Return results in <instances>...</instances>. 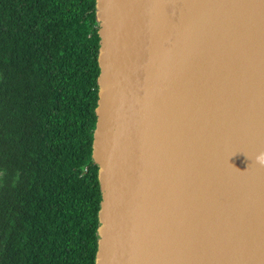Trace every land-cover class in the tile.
<instances>
[{
	"label": "water",
	"instance_id": "water-1",
	"mask_svg": "<svg viewBox=\"0 0 264 264\" xmlns=\"http://www.w3.org/2000/svg\"><path fill=\"white\" fill-rule=\"evenodd\" d=\"M93 14V264H264V0Z\"/></svg>",
	"mask_w": 264,
	"mask_h": 264
},
{
	"label": "trees",
	"instance_id": "trees-1",
	"mask_svg": "<svg viewBox=\"0 0 264 264\" xmlns=\"http://www.w3.org/2000/svg\"><path fill=\"white\" fill-rule=\"evenodd\" d=\"M93 0H0V264H93Z\"/></svg>",
	"mask_w": 264,
	"mask_h": 264
},
{
	"label": "clouds",
	"instance_id": "clouds-1",
	"mask_svg": "<svg viewBox=\"0 0 264 264\" xmlns=\"http://www.w3.org/2000/svg\"><path fill=\"white\" fill-rule=\"evenodd\" d=\"M256 163L261 166H264V153H261L259 156L256 157Z\"/></svg>",
	"mask_w": 264,
	"mask_h": 264
}]
</instances>
